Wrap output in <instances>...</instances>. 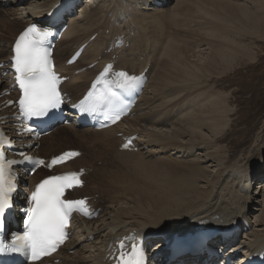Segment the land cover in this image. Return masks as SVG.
Listing matches in <instances>:
<instances>
[{"label":"bare ground","instance_id":"6f19581e","mask_svg":"<svg viewBox=\"0 0 264 264\" xmlns=\"http://www.w3.org/2000/svg\"><path fill=\"white\" fill-rule=\"evenodd\" d=\"M58 1L0 0V62L8 59L10 44L15 35L25 25L46 19L48 11ZM197 1L86 0L79 10L81 14L71 17L74 22L69 23L55 46L56 63L62 74L69 76L62 85L63 89L74 99L81 96L92 75L112 55L116 57L115 67L118 69L138 73L147 68L148 72L145 91L132 116L126 117L112 128L100 131L64 126L42 137L39 147L32 150L36 155L47 157L66 149H80L83 151L81 157L66 168L92 169L85 176L86 185L81 189L91 190L90 194L80 193L79 189L74 191L78 192L71 198L91 196L93 206L99 209L98 216L74 227L78 228V232L74 233L72 241L56 256L61 260L58 264H106L103 256L109 242L130 231L144 235L151 234L154 229H161L163 233L180 232L198 224L241 225L244 224L242 220L250 223L246 236H243L244 233L241 236L240 243L244 245L242 249L254 251L264 247V166H261L259 160L255 167L250 166L252 169L243 174L234 169L235 166L224 167L231 163L232 158L226 146L221 145V136L229 121L227 117L230 116V110L226 108L224 101L216 99L217 94H209L211 88L206 85L207 82L202 84L201 80L200 83L196 81L202 75L201 72L205 75L206 71H210L204 65L207 62H201L205 54L210 56L208 61L222 64V60L229 62L230 58L235 59V47H242L240 43V47L226 45L228 47L222 48L219 45L221 48L218 50L216 46V52L209 48L218 35L225 34L224 29L230 30L227 26L222 29L224 33L220 32L218 27L222 25V20H226L229 27L235 25L247 31L249 24L259 31L262 17L258 18L255 14H250L251 11L247 12V0H241V4L238 1L232 3L231 0H216L220 1L223 11L214 9V19L209 18L214 22L212 23L200 16L196 7L201 6L203 10L206 7L202 3L196 6ZM256 1L254 0V4ZM157 2L161 4L158 5ZM88 3L91 4L87 5ZM191 26L212 27V35L205 38L203 33L193 31L195 29ZM193 32L194 47L187 48V40ZM93 34H96L95 37L89 40ZM116 35H124L128 46L108 51L110 41ZM86 41L87 46L75 65L65 66V58ZM206 45H209V49L204 47ZM198 47L204 48L196 50ZM206 50L214 53L209 55L210 51ZM95 61L98 64L89 68ZM230 63L225 65L226 69L232 65ZM4 69L5 67L0 68V71ZM79 69L84 70L75 74ZM225 72L227 71L223 73ZM7 86L6 82L4 88ZM2 101L3 98H0V107ZM4 114L10 116L12 112L9 109L0 110V115ZM11 122L7 120L3 127L10 128ZM11 133L13 135V131ZM117 133L137 135L135 143L138 151L120 152L118 146L121 140L116 137ZM252 140L253 138L248 152L245 149L233 155L236 164L246 166L258 158L262 148L258 141L251 144ZM73 143H78L81 147H74ZM240 149L235 148V151ZM250 149L256 150V155L250 154ZM194 152L196 155L192 157ZM166 153V157H160ZM155 156L160 158H153ZM178 157L182 159L178 160ZM131 159L135 161L130 163ZM98 161L115 163L111 167H98ZM151 164L166 170L161 171L163 177L156 174L160 173L158 170L155 169L156 173L150 170ZM63 169L65 168L60 170ZM41 176L37 174L30 179L35 182ZM145 176L155 181H145L148 183L146 184L144 180L148 178ZM256 182L259 190L253 188L252 184ZM235 184V194H226L232 192ZM261 186L263 192L259 196ZM96 194L99 195L97 198ZM121 197L124 206H118ZM169 217L180 218L181 221L165 220ZM160 240L155 238L151 242L157 245ZM235 246L239 247V244H233L231 248L236 249ZM70 249L75 251L68 254ZM180 261L187 264L196 259L185 255Z\"/></svg>","mask_w":264,"mask_h":264},{"label":"snow or ice","instance_id":"6c2138e0","mask_svg":"<svg viewBox=\"0 0 264 264\" xmlns=\"http://www.w3.org/2000/svg\"><path fill=\"white\" fill-rule=\"evenodd\" d=\"M53 35L47 29L37 25L26 28L17 38L14 45L12 66L15 71V79L22 95L19 99L21 113L26 117H44L52 110L58 109L62 103V96L58 89L60 77L54 70L50 60V52L44 46L48 38ZM112 68L109 64L97 83H103V90L90 91L88 95L75 105L82 112L94 114L105 108L115 109L119 96L115 87L121 90L133 88L137 77L130 76L126 72L116 73L115 81H106L104 77ZM96 85H93L95 89ZM119 114L112 117L114 123ZM4 146L0 138V149ZM125 148L128 144L124 145ZM23 155V153H21ZM79 153H64L54 158L51 167L62 163ZM26 159H30L27 158ZM17 161H6L3 151H0V230L4 229L7 213L12 208V193L15 191L14 178L11 173L12 166ZM36 166L44 164L43 160L34 161ZM78 173L52 176L43 180L31 193V206L26 209L24 231L15 234L10 244L0 241V254L13 252H28L32 260L54 252L64 243L67 233L70 214L73 211L83 210L84 201H67L62 199L66 188L80 185L82 181ZM83 214L88 215L86 211ZM123 246V245H122ZM119 264H144V252L142 248L133 244L127 254L121 253Z\"/></svg>","mask_w":264,"mask_h":264},{"label":"rangeland","instance_id":"374dc122","mask_svg":"<svg viewBox=\"0 0 264 264\" xmlns=\"http://www.w3.org/2000/svg\"><path fill=\"white\" fill-rule=\"evenodd\" d=\"M199 1L200 0L197 1L196 6L197 5L200 6L203 4L204 7H206L205 8L206 10H203L201 8V6L196 7V10L200 14V16L203 19H208L212 23H214L209 18L214 19V17H212L213 16L212 12H214V9L219 8L221 11H223V9L220 5V1H218V2L216 0H205V1L201 0L200 2ZM221 1H223V0H221ZM237 1H238V4L243 3V1H241V0H234V2H233V0H231L232 3H237ZM250 1H251V3L248 4V2H250ZM257 1L255 2V4L259 5V7L257 5L255 7L254 0H249V1L247 0V6H248L247 12L251 11L250 14H255V16L258 18L262 17L261 19L263 22H262V25L259 26V31L255 30L249 24H247V31L246 30L244 31L243 29H240L239 27H236L235 25H233V26L230 25V27H229V24L226 23V20L224 22H223V20L222 21L220 20L221 24L223 26L221 25L218 28H219V30H221L220 32H223L225 30L224 31L225 34H221V36L217 34L221 39H218L219 37L217 36V38H215V39H217L219 41L214 40L215 42L212 43L211 47H209L210 44L204 46L205 48L209 47L211 50L216 52V49H215L216 46H217V49L219 50V47L221 48V46H219V45H222V48H226V47H228L226 45L232 46V45H239V43H240V45H242V47L239 49L237 47H235V49H234V51L236 53H234L235 56L233 58H235V59L230 58V60H229V62H231L229 65L232 64L229 67V69L225 68V65L227 66V64L229 63L227 60H222V64L217 63L215 61L210 62V61H208V59L210 60V56H207V54H205L204 55L205 59L203 58L201 62H203V63L207 62L204 65L206 68H208V70L210 69V71L209 72L206 71L205 75H204V72L203 73L201 72L200 73V74H202L201 76H199L200 74H198L199 77L196 76L197 77L196 81H198L197 83L201 82L202 84H205L207 82L206 85L211 88L209 90L210 91L209 94H213L214 96L217 94L218 98L216 97V99L224 101V103H226V105H227L226 108L230 110V112H229L230 116L227 117L229 120L227 122V124L228 123L229 124H228V126L226 124V127H225L226 129H224L225 132L221 136V138L223 139V143H221V145L226 146V148L229 150L230 156L232 158H231V163L230 164L228 163L224 167L230 168V167L235 166L236 168H234V169L240 170L241 174H243L244 172L250 171L252 169V168L250 169V166L255 167L258 164L259 160H260L261 166H264V160H262V155L264 156V19H263L264 18V4H263L264 0H262V1L260 0L261 3L260 2L257 3ZM228 2H230V0H228ZM210 4H213L214 6H212ZM253 4H254V6H253ZM261 4H262V6H261ZM251 6H252V8H251ZM257 7H258V10L256 12L255 9H257ZM215 13H216V11H215ZM227 26H228V28H230V30L224 29V27L227 28ZM198 27L191 26V28L195 29L193 31L198 32V33H203L202 36H204L205 38H208L209 36L212 35V33H211V31L213 30L212 27H209V28H198ZM221 27H223V28H221ZM234 27H236V28H234ZM222 29H224V30H222ZM220 32H218V33H220ZM246 33H247V35H245ZM194 38H195V35L193 32L192 36L187 40V43H186L187 48H193L194 47V44H192V42H194ZM214 43L215 44L217 43V45L214 46L213 45ZM236 43H238V44H236ZM240 45H239V47H240ZM203 48L198 47V48H196V50H198V49L200 50ZM240 49H243V50H240ZM211 50H208V51L206 50L207 52L210 51L209 55H211V53L213 52ZM195 51H194V54H195ZM244 51L247 55L244 53ZM242 52H243V55H242ZM236 54H237V56H236ZM201 56L203 57V54ZM237 60H239V61H237ZM209 64H211V65H209ZM217 65H219L221 67H219ZM217 67H219L220 70ZM212 68H213V70H212ZM214 68H215V70H214ZM223 69H224V71L226 70L227 72L223 73L224 72ZM199 72L200 71H198V73ZM215 72H217V73H215ZM196 73L197 72H194L195 75H197ZM212 73L214 75L216 74V76H213ZM204 76H205V78H204ZM55 130H59V128H56ZM258 133H260V135ZM118 134L119 133L116 134V137L118 136ZM252 138H253V140L251 141V144L252 143L256 144V142L258 141L259 146L262 148V151H261L262 153L260 152L261 156L259 153L258 158L256 160H252L251 163L247 164L246 166L236 164V162H234L235 160H233V155H236L237 153H240L245 149L248 152L249 151V149H248L249 143H250V140ZM251 144H250V146H251ZM72 146L78 147L79 144L73 143ZM79 147H81V146H79ZM235 148H237V149L241 148V149L239 151H235ZM195 152H194V155H192V157H195V155H196ZM256 153H257L256 150L250 149V154L256 155ZM167 155H168V153H166L165 155H162L160 157L164 158ZM160 157L155 156L153 158L157 159ZM175 157H176V155H175ZM178 158H179L178 160L182 159V157H178ZM145 159H147V158H145ZM148 159H149V157H148ZM134 161H135L134 159H131L130 163H133ZM169 161H171V160H169ZM114 163H115L114 161L110 162V164L106 161H98L97 166L98 167H111ZM151 165H153V166H151ZM151 165H150V168H152V169H150V170H152V172L154 171L153 173L157 172V171H155V169L158 170L160 173H156V174H158L159 176H162L161 171H164V172L166 171L164 168L161 167L162 168L161 169L158 166L160 168L159 169L156 166V164H151ZM154 165H155V168H153ZM115 168H117V167H115ZM222 169H224V168H222ZM263 169H264V167H263ZM229 170H231V169H229ZM229 170H227V171H229ZM147 176H149V174ZM147 176H145V177H147ZM150 176H151V174H150ZM147 178L149 180L145 179L144 182L145 181L146 182L155 181L153 178L152 179L149 177H147ZM146 184H148V183H146ZM258 187H259L258 182L253 184V188H258ZM236 188H237V186L235 184V186L232 188L231 193H226L227 189H226L225 193L228 195L235 194V192L237 190ZM258 190H259V188H258ZM84 192L86 194H90L91 190L85 189V190L80 191V193H84ZM262 192H263V186H261L260 194L258 193L259 196L262 194ZM98 196H99L98 194L95 195V197H98ZM103 196H104V194H103ZM125 196L128 197V194H126ZM123 202H124V200L121 197L120 202L118 203V206H120V204L121 205L123 204L122 206H124L125 204ZM250 216H253V214H251ZM165 220H167V221L170 220V221H174V222L181 221L180 218L178 219V218H172V217L166 218ZM251 220L253 221V219H251ZM76 231H77V229L75 230V232ZM69 252H71V253H68V254H72V251H69Z\"/></svg>","mask_w":264,"mask_h":264}]
</instances>
